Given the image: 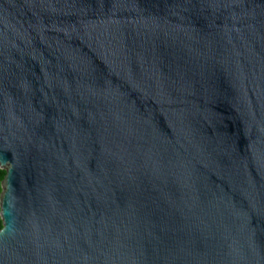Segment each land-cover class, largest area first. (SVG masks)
Instances as JSON below:
<instances>
[{
	"label": "water",
	"instance_id": "1",
	"mask_svg": "<svg viewBox=\"0 0 264 264\" xmlns=\"http://www.w3.org/2000/svg\"><path fill=\"white\" fill-rule=\"evenodd\" d=\"M0 264H264V0H0Z\"/></svg>",
	"mask_w": 264,
	"mask_h": 264
},
{
	"label": "trees",
	"instance_id": "2",
	"mask_svg": "<svg viewBox=\"0 0 264 264\" xmlns=\"http://www.w3.org/2000/svg\"><path fill=\"white\" fill-rule=\"evenodd\" d=\"M6 172V169L0 167V194L2 192V181L5 178ZM0 226H2V221H0Z\"/></svg>",
	"mask_w": 264,
	"mask_h": 264
}]
</instances>
